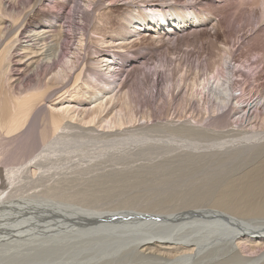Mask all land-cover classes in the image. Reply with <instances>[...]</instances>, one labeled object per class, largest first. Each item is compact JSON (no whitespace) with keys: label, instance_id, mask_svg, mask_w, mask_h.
Segmentation results:
<instances>
[{"label":"bare ground","instance_id":"6f19581e","mask_svg":"<svg viewBox=\"0 0 264 264\" xmlns=\"http://www.w3.org/2000/svg\"><path fill=\"white\" fill-rule=\"evenodd\" d=\"M43 2L51 4V7L48 5L49 8H44L42 5L35 8L34 6H36V4L34 3L35 5H32L34 9L31 7L32 9L30 12L28 11V14V12L23 13L17 10L19 7L15 8L16 0H0V137L3 136L5 138L18 134L25 127L30 126V124L36 121L35 118L38 116L39 110L41 111V109H43L42 105L47 102L48 105L45 106L47 111L45 110L46 108H44L43 111L45 110V114L43 113V117L42 114L39 116L42 117L44 121V127L40 129L41 139L39 138L43 140V142L55 135V132L59 129L67 127H79L85 129L87 132L93 130L98 135L102 134L103 138V134L105 135L107 132L113 130L119 131L120 128H126L127 124L136 123V121L141 119L147 124L153 116L152 107H150L151 98L154 95L153 93H157V91H159L160 94L159 107H170L172 104H176L178 108L185 112L187 105L189 106V102L194 99L196 102H201V106L211 113L218 111L222 107L233 110L235 114L239 111H245V114L242 115V117L245 118L248 117V112L251 108L257 110V112H261L260 116L258 114V118H260V125L258 128L243 133L237 128H233L231 129L233 132L234 130L239 131L238 134L241 135L240 139H230L226 141L240 143L241 140H248V143L246 142L245 144L244 141V144L240 143L241 145L236 144L230 147V142L229 146L226 142H221V147L219 144L217 145L218 148H216V150H219L220 147V150H222L223 144L226 143L224 147L228 148H224L221 154L233 151L234 156L237 158L241 153V155L245 156H241L243 158L242 162L246 159V162L249 161L248 164L251 159H254L257 165L250 172H245L243 176L238 178L242 179V181L236 182L234 179H231L225 185L224 182L222 185L218 184L220 187L214 190L211 185L205 190L201 189V191H195L191 186L194 191L188 193H185V191L180 188H176L175 185L163 187L164 184H162L160 188H155L147 200L154 211L152 214L146 215L145 217L146 220L143 224H147V227L143 226V224H139L134 229L130 225L126 231L123 228L113 229V224H106L105 227H109L107 229L109 230L107 235H96L94 239L97 240V243L95 244L93 240L92 244L88 243L86 237L82 238L81 236L85 245L82 249L86 251L87 249H92V252L85 253L82 259H77L76 263L70 261V264H83V258L87 257L90 253L89 259L85 264H130L129 262L133 258L134 261L136 259L137 263L138 261L141 263V261L145 262L147 260L153 262V264H264V96L260 97L259 100L255 101L253 104H251L252 102L246 104L249 100L239 102L237 100L238 96L232 97L234 96L233 92L237 90L234 88V85L237 84L234 77L242 76V73H244L243 70L250 68L253 63H256V59L254 62H250L246 56L245 60L238 64L235 63L236 60L234 61L233 55L237 50V48L235 50L234 47L236 45L235 40L238 37L232 39L233 35L230 32V30L234 31L235 26V24L232 25L231 23H234L235 18L239 16L241 11L243 12L245 6H250L247 15L242 13V16L238 20L237 27H240L239 23L242 20L250 22L252 19H255V23L259 25L254 33L250 34L248 39L245 40L244 38V44L242 41L241 45L243 44L242 46L245 47L250 44L252 47H250L249 52L252 51L255 58L258 56L257 63L263 64L264 37L262 38L261 36L263 34L259 35V33L264 29V0H81V2H83L82 6L86 8L84 15L80 17L81 21L84 22V16H87L89 12H92V14L93 12L97 13L93 16L96 21L89 30L92 36L90 35L89 38L87 37L90 40L94 39L96 45H94L92 49L90 45L86 48L88 45L86 43V33L88 31L83 26L80 28L79 36H76V44L73 50L69 46L70 41L72 40L73 42L75 40L73 39V30L70 32V25L64 24V19L68 17V14L65 13V9L71 0H43ZM46 3L44 4L46 5ZM104 4L105 6L103 8L105 9H111L110 7L120 4L124 5L121 13L116 15L115 22L111 16H108L109 14H106L105 9H100L101 5L103 6ZM226 5L236 6L234 11L232 13L230 12L232 15L229 14V16H227ZM215 17H219L218 21L212 23L210 26V22H212V19ZM102 23L103 25H101ZM100 26L103 28H100ZM143 29L146 30L141 32ZM103 30H109L110 32L105 34ZM147 30H152L154 34L147 33ZM220 30L222 31V36L219 33ZM99 32L101 34H98ZM145 32L146 34L142 35V33ZM149 39L151 43H146L145 41ZM97 44H99V46ZM180 44L185 47L183 51L181 49L180 53L178 52L177 55L170 51L169 47L172 50L176 48L177 45L180 46ZM239 46L240 44L237 47ZM164 47L165 49L163 51H165V54H162L160 50ZM157 51L161 53L159 58L154 61L153 55ZM82 54L84 56L92 54L90 59L94 60V58H96V60L92 63H84V60L82 63H79ZM192 54L195 56V60L190 62L188 61V57L192 56ZM172 56H174V58ZM151 59L153 62L148 64L147 61ZM87 64L92 65V68H90L89 65L87 66ZM246 64L247 66H245ZM260 70H262V68ZM258 73L260 72L256 74ZM130 76L132 79L129 82ZM31 77H34L33 82L31 85H28L27 81H29ZM259 86L261 93H264V82L260 83ZM84 88L85 93L89 96H85L82 92ZM178 95H181L179 100L174 102ZM88 98H93V101H88ZM234 100L238 103L237 105H234ZM239 104L242 105L238 106ZM185 115H183L184 118H186ZM189 119H184L189 123L188 126L191 122ZM241 119L240 117L239 120ZM37 121H39V119ZM76 121L88 125L80 126L78 124L76 125V123L72 124ZM176 121L177 122H173L171 120L170 123H173L175 126L179 120ZM94 122L98 123L100 129L91 128ZM168 122L165 123L170 125ZM180 123L177 124V127H180ZM162 124L164 123L162 122L161 126ZM190 126L189 128L191 129ZM144 128H147L146 125ZM180 129L181 128H179V130ZM83 131L84 130H82V132ZM171 131L173 130L171 129ZM142 136L144 135L142 134ZM54 137L52 138L54 139ZM4 138L0 139V143L3 141V145ZM173 142L174 145L177 143L176 141ZM167 145L169 146L170 144L168 143L164 146L167 147ZM188 146L191 145L189 144L187 147ZM19 147L20 146H18V148ZM27 147L24 145L22 147L21 145L19 149L21 150ZM43 147H45V149L49 147V150L52 148L49 145ZM193 148L196 149L197 147L195 146ZM200 148L198 146V149ZM168 149L169 148H165L164 150L166 151ZM195 149L193 150L195 151ZM204 149L206 150V148ZM218 150L217 153L219 154L220 150ZM6 151L8 152V150ZM6 151L4 150V152ZM181 151L183 150L181 149ZM168 152H165V154ZM172 152L176 151L172 150ZM196 152L199 153V150H196ZM207 152L205 154H207ZM194 153H190V156L194 155L197 158V156L203 157L204 155L203 152H200V154ZM215 153L213 151L209 153L208 156L216 155L217 153ZM168 154L170 155V152ZM173 154L175 153H172V155ZM17 156L19 157L20 155ZM158 157L159 156H157V158ZM164 157L161 156V158ZM175 157L176 156H174V159L178 160ZM104 158H106V156H104ZM15 159H17V157H15ZM227 159L234 160V158ZM37 161L38 160H36V162ZM87 161H90V159ZM165 161L169 163V160ZM170 161L176 163V161L172 159ZM32 162H34V160ZM36 162L34 163L38 166L39 161ZM25 163L30 162L27 161ZM156 164H158V162ZM253 164L250 166H253ZM160 165L159 163V166ZM22 166L14 169L13 167L6 169L4 175L1 168L0 188H6L7 183H5V181H9L10 184L7 186L10 185L11 187V185H14L17 181L23 180L27 175L25 174L24 176L23 174L24 177L20 178V175H22L21 173H23L22 169L24 168V173L27 172L24 166L21 168ZM157 166L158 165L154 168ZM28 167L30 168L29 165ZM176 169L178 170V168ZM182 173L184 172L182 171ZM248 174H258V176L263 177V180H250L251 178L243 179V177ZM87 175L88 174H86V176ZM26 179L29 181L28 177ZM30 181L32 182L31 179ZM38 181H40V179ZM215 183L214 179V184ZM17 185L19 184L17 183ZM188 185L189 184H187V186ZM1 191L2 188L0 192ZM4 193L6 192L4 191ZM4 193L2 194L4 195ZM22 195L24 196V193ZM10 204H0V209H2L0 211V264H9L6 260L10 255H16V247L21 245L20 241H24L25 239L26 242H29V240H26V236L29 235L28 237H30V233H35L33 231H28L29 228L42 227L35 218L23 220L25 216L24 212L29 209L18 210L20 208L18 203L15 205L16 207ZM17 206L19 208H17ZM17 211L21 212L18 213ZM21 213L24 215H21ZM58 213V215L61 214V212ZM70 215L71 214H69V216ZM55 217L57 218L58 216ZM59 218L62 220L63 217ZM59 218H57V220ZM67 218L68 217L64 218L65 221H69ZM41 219L43 218L41 217ZM47 219H49V223ZM47 219V224L52 227L53 224L51 225V222H55L56 219ZM123 221L124 219H122V222L117 220V224L123 225ZM44 222L41 225L48 227ZM23 224H27L28 228L22 229L21 226ZM54 226L53 227L56 228L57 225L55 224ZM68 226H70V224H68ZM68 226L63 228L67 230ZM58 227L57 230L59 229ZM49 228L50 227H48V229ZM53 231L54 230H52V232ZM39 233L42 235V229ZM58 234L59 235L54 234L58 238L57 241L66 240L65 243H68L71 240V237L69 236L70 238L68 239V236L63 232H61L62 235H60L59 232ZM113 234L115 237H113L111 241L108 237ZM22 236L25 237L21 238ZM51 237L53 239L54 236L51 235ZM31 239L32 238H30V243H32ZM32 241L34 243L35 240ZM47 241L49 242V240ZM70 254L69 260L70 258H76L75 254ZM24 255L26 256L29 254ZM54 259L56 260V258ZM12 260L21 259L16 258ZM30 260L32 261L29 264H35V259L31 257ZM67 260H65L66 264L69 263ZM132 263L134 264L133 260Z\"/></svg>","mask_w":264,"mask_h":264},{"label":"rangeland","instance_id":"374dc122","mask_svg":"<svg viewBox=\"0 0 264 264\" xmlns=\"http://www.w3.org/2000/svg\"><path fill=\"white\" fill-rule=\"evenodd\" d=\"M39 1L40 0H37V1L36 0H16V6H17V4H18V6L17 7L15 6V8L19 7L17 10H20L23 13H26L28 11L30 12L32 9L31 7H33L35 4H36V6H34L35 8H37L38 6H42V5L44 6V8L48 7V5H49V7H51L50 6L51 4L43 2V0L40 2ZM44 3H46V5ZM82 4H83V2H81V0H71V2L68 3V5L65 9V13L68 14V17H66L64 19V24L70 25L69 30H70V32H71V30H73V33H74L73 39H75V40L73 42L71 40L69 43V46L72 48V50L75 47L76 39L79 36L80 28H82L84 26L87 29L88 32L86 33V38L87 37L89 38L90 35L92 36V34L89 33L90 32L89 30L92 28V26L94 25V23L96 21L95 18H93V16H95L97 13L95 12L96 13L95 14L93 12V14H92V12H89V11H88L89 12L88 15L84 16V22L80 20V17L84 15L85 10H86V8H84L82 6ZM105 4L103 6L101 5L100 9H102V10L105 9V8H103L105 6ZM94 6H95V4H94ZM227 6L228 5H226V13H227V16H229V14H231L234 11V8L236 6H234V5L230 6L229 5L230 7L228 6V8H227ZM34 7H33V9H34ZM21 8H22V10H21ZM110 8L113 11L111 9L107 8V9H105L106 14L107 15L109 14L108 16H111V18L115 22L116 15L121 13V11L124 8V5L120 4L117 6H112ZM108 9L110 10V12ZM249 10H250V6H245L243 12L241 11L239 16H237V18H235L234 23H231L232 25L235 24L234 31L230 30V32L233 35L232 39L238 37V38H236L237 41L235 40L236 45H235L234 49L236 50V48H237V50L234 52L233 59H234V61L236 60L235 63L238 64L241 61L245 60L246 59L245 57L247 56V58L250 60V62H254L256 59V63H253V65L250 68L244 69L243 70L244 73H242V76H236L235 75L236 77H234V79H236L237 84L234 85V88L237 90H235L233 92L234 96H232V97L238 96L237 100L239 102L249 100L247 103L246 102H244V103L250 104L252 102L251 104H253L255 101H258L260 97L264 96V93H261L260 86H259L260 83L264 82V63L263 64L257 63L258 56H256V58H255L252 51L249 52L250 47H252L250 44L248 46H245V47L242 46L244 44V41H243L244 38H245V40L248 39L250 34L254 33V31L258 28V25H259V24L255 23V21H256L255 19H254L255 21L252 19L250 22L249 21L246 22L245 20L244 21L242 20L239 23L240 27H237L238 26L237 25L238 20L242 16V13L247 15ZM29 12H28V14H29ZM107 12H109V13H107ZM111 12H113V13H111ZM218 19H219V17L213 18L212 22H210V26L212 25V23L217 22ZM252 21H253V23H252ZM79 24H80V26H79ZM101 25H103V23ZM100 28H103V27L100 26ZM145 30L146 29H143V30H141V32H144ZM263 31H264V29H263ZM263 31L259 33V35L263 34L261 36L262 38L264 37ZM109 32H110L109 30L104 31L105 34H107ZM147 33L154 34V32H152V30H147ZM219 33L221 35L222 31L220 30ZM98 34H101V33L99 32ZM144 34H146V32L142 33V35H144ZM108 35H110V34H108ZM88 38L86 40V43L88 44L86 48H88V46L90 45V47L92 49V48H94L93 46L96 45V43H95L94 39L90 40ZM124 41H125V39H124ZM242 41H243V44L241 45ZM145 42L151 43L150 39L148 41H145ZM239 44H240V46L237 47ZM97 45L99 46V44H97ZM178 45L176 46V48H173L172 50L169 47L170 51H172L175 55H177L178 52L180 53L181 49L183 51L185 48L184 45L183 46H181V44H180V46H178ZM165 47L162 48V50H160V51H162V54H165V51H163L165 49ZM160 51L155 52V54L153 55L154 61H156L159 58V55L161 53ZM85 52H86V50H85ZM91 56H92V54L91 55L88 54V56H84L82 54V58H81V61H79V63H82L83 60H84V63H86V62L92 63L94 60H96V58H94V60H91L90 59ZM172 57L174 58V56H172ZM100 59H101V57H100ZM153 60L152 59L148 60L147 61L148 64L153 62ZM194 60H195V56L193 54H192V56L188 57V61L191 62ZM250 62H248V63H250ZM88 65L90 66V68H92V65L87 64V66ZM245 66H247V64ZM261 68H262V70H260ZM257 72H260V73L256 74ZM131 76L129 77V82L132 79ZM33 78L34 77H31L30 80L27 81L28 85H31V83L33 82ZM82 92L85 94V96H89L85 93V88L82 90ZM82 92H81V94H82ZM153 94L154 95L151 98L152 101L150 104V107H152L151 109L153 112V116L151 117L150 121H148L147 124L141 119L139 121H136V123L127 124V126L125 125L126 128H123V129L120 128L119 131L113 130L111 132H107L105 135L103 134V138H102V134L98 135L93 130H91V131L89 130L87 132L85 129H81L79 127L78 128L77 127H73V128L67 127V128L59 129L58 131H56L55 135L52 136V137L55 136L54 139L51 137L50 139L48 138L49 140L47 139L45 142H43V140H40L41 139L40 138V129H42L44 127L43 126L44 121H43L42 117L45 114V110L47 111V108L45 107L46 105H48L47 102H46V104L42 105L43 109L44 108H46V109L44 111H43V109H41V111L39 110V114H37L38 116L36 118H38L40 116V114H42V117L38 118L39 121H37L38 119L35 118L36 121H34V123H32V124L29 123L30 126L25 127L18 134L11 135L12 137L11 136L5 137V138L3 136L0 137V139L4 138V145H3V141H2L3 139L1 140L2 142L0 143L1 144L0 145V154H1L0 159L3 160V161L0 160V169L2 168L1 171L3 172V175L5 174L6 169H9L12 167L14 169V168H19L20 166H22L23 160H25V161H23V166L25 167V170L27 172V173H24V168L22 166L21 168H23L22 169L23 173H21L22 175H20V178L21 177L23 178L25 176V174L27 176H25V178L23 180L20 179L21 181H17V183L19 185H17V183H15L14 185H17L15 187H13L14 186L13 184L11 185V187H10V185L7 186L10 183H9V181H5V183H7L6 188H8V189H6L5 187H1L2 188L1 192L4 193V191H5L7 194L4 193V195H3L0 192L1 193L0 194V196H1L0 197V204L4 205V204H8V203L10 204L11 203L10 205L16 207L15 205L18 203V206L20 207L19 208L17 206V208H19L18 210L29 209L28 211L24 212L25 216H24L23 220L35 218V220H37V222L39 221L40 226L44 227L45 225H41V224H43V222L45 221L44 224H46V225H48V227H50L49 229L47 226H46L47 229H46V227H44L45 230L42 227H31V228H29L28 231H33L35 233L34 234L30 233L31 234L30 237H28L29 235L26 236V240H29V242L28 241L26 242L25 239H24V241H20L21 245L16 247V250H17L16 255H14V256L10 255L11 257L9 256L6 260L9 262V264H25V262H26V264H29L32 261V260H30L31 257H32V259H35V264H46V263L47 264L48 263H50V264H56V263L57 264H59V263L60 264H66L65 260H67V259H68L67 261H69L68 264H70L71 262L76 263L77 259H82L83 255L85 253L87 254L89 252H92V249L91 250L87 249V251L82 249L83 246H85L84 242L82 240L83 237H86L88 243L92 244V240H93V243L95 244V243H97V240L94 239V237L96 235H99V234L101 236L107 235V233L109 231L107 229L109 227H107V226L105 227L106 224H113V226H114L113 229L123 228L127 231V228L130 225L135 229L137 225L145 223L146 215L152 214L154 212L152 210L151 206L149 205V202H147V200H148L149 196L153 193L155 188H158V187L160 188V186L162 184H164L163 187L175 185L176 188H180L181 190L185 191V193L192 192L194 190L195 191H201V189L205 190L210 185L212 186V189L214 190L217 187H220L219 185H222L223 182L225 185L231 179H234L236 182L242 181V179H238V178L243 176V174L245 172L246 173L250 172L257 165V163L254 162V159H251L249 164H248L249 161L247 160L248 162H246V159H244V161L242 162L243 158L241 156H243V155H241V153H240V156H238L236 158L234 156L233 151L230 153H223V154H221L222 153L221 151L224 148H228V147H224V146H226V143L228 146L231 143L230 147L234 146L236 144L237 145H241L242 143L244 144L245 140H241V142H240L241 144L237 143L235 141L233 143L230 141H229L230 143L226 142V141L230 140V139L231 140H239L241 137V135L238 134L239 131H241V133H243V132H249L251 130H255L256 128H258V126L260 125L259 124L260 118H258V114L260 116L261 112H259V111L257 112V110L251 108L248 112V117L245 118V117H242V115L245 114V111H239L240 113L236 112V114H235V113H233L234 112L233 110H231V109L228 110L227 107H222L218 111L211 113L208 110H205L204 107L201 106V102H196L194 99L189 102V106L187 105L186 110L184 112L183 110L178 108V106L176 104H172V106H170V107H159L158 106L160 103L159 91H157V93H153ZM180 96L178 95L175 98L174 102L178 101ZM88 101H93V98H88ZM233 103H234V105L238 104L235 102V100ZM240 105H242V104H239L238 106H240ZM167 110H169V111H167ZM183 115H185L186 118H184ZM240 117L242 118L241 120H239ZM184 119H186V120L189 119L192 122V123L190 122L191 126L189 125L191 127V129L188 126L189 123H187ZM171 120L173 122H177L176 120H179L178 123L183 122V121L184 122L179 124L180 127L179 126L177 127L178 123H176L174 126L173 123L172 124L170 123ZM42 121H43V123H42ZM156 122L157 123L159 122V123L157 124ZM162 122L164 124H162V126H161ZM165 122L166 123L168 122L170 125L166 124ZM75 123H76V125L78 124L80 126L81 125L82 126L88 125V124H81L77 121L72 123V124H75ZM154 124H155V126H154ZM237 124H238V126H237ZM145 125L147 128H144ZM152 126H154V127H152ZM169 127L174 132L171 131V129ZM182 127H183V129H182ZM192 127H195L197 129L192 128ZM91 128L92 129L93 128L94 129H100V127H98V123H96V122H94L91 125ZM179 128H181V129L179 130ZM233 128L234 129L237 128L239 131L234 130V132H233L231 130ZM193 129H195V130H193ZM247 129H249V130H247ZM71 130H72V132H71ZM82 130H84L85 132L83 131L84 132L83 133ZM153 130H155V131H153ZM56 134H58V135H56ZM142 134L144 136H142ZM174 134H175V136H174ZM132 135H135L136 138H135V136H132ZM182 135H184V136H182ZM247 135H250V134H247ZM252 135H255V134H252ZM13 136H14V138H13ZM15 136H16V138H15ZM56 136H57V138H56ZM97 136L100 138H98ZM236 136H238V137H236ZM77 137H79V138H77ZM242 137H247V136H242ZM183 138L184 139L186 138V139L184 140ZM27 139H28V141H27ZM62 139L65 141H63ZM173 141H176L177 143L175 142L176 144L174 145ZM27 142H29V143H27ZM86 142L90 146H88ZM164 142H166V143H164ZM178 142L180 145L178 144ZM221 142L222 143L226 142L225 144H223V149L221 148L222 150H220V147L222 145V144H220ZM246 142L248 143V140L245 141V144H246ZM41 143L42 144L44 143V144L42 145ZM146 143H147V145H146ZM168 143L170 145L169 146L167 145V147H165L166 144H168ZM207 143L210 145V147ZM214 143H216V144H214ZM26 144L28 147L26 146ZM177 144H178V146H177ZM189 144L191 145V146H188L190 148H193L195 146L197 147L196 149L193 148V149H195V151L193 149H190L187 147V145H189ZM212 144H213V147H212ZM8 145H10V146H8ZM21 145H22V147L24 145L27 148H22L20 150L19 148H21ZM48 145L52 147V148H50V150L52 149L51 151L49 150V147L48 148L46 147V149H45V147H43V146H48ZM78 145L84 146V147H80ZM217 145L220 146L219 147V150H220L219 154L217 153L218 149L216 150V148H218ZM18 146H20V147L18 148ZM31 146H32V148H31ZM198 146H199V148L201 146V148H200L201 151H200V149H198ZM202 146L204 148H206V150L209 153H212L214 151V153L216 152L217 154L215 153L216 155H212L209 157L208 156L209 153ZM101 147H103V148H101ZM185 147H187V148H185ZM2 148H4V149H2ZM109 148H110V150H109ZM152 148L154 151L152 150ZM165 148L166 149L169 148V149L165 151L164 150ZM181 149L183 151H181ZM187 149H188V151L190 149V151L188 152ZM210 149H212L213 151ZM4 150L5 151L8 150V152L7 151L4 152ZM45 150L48 151V154H47V151H45ZM172 150L176 151V152H172ZM196 150L197 151L199 150V153L196 152ZM103 151H104V153H103ZM144 151H145V153H144ZM163 151H164V153H163ZM168 151L170 152V155L168 154L169 153ZM13 152H14V154H13ZM165 152H168V153H166L168 155H166ZM194 152H196L197 154H200V152H203L204 155H203V157L197 156V158L194 155L190 156ZM206 152H207V154H205ZM15 153L16 154L18 153L17 155H20V156L18 157ZM89 153H91V154H89ZM172 153H175L173 155L176 156L175 158H177L178 160L174 159V156L172 155ZM196 153H194V154H196ZM203 153H201V154H203ZM2 154H3V156H2ZM155 154H156V156H155ZM162 154H164V155H162ZM114 155H115V157H114ZM178 155H179V158H178ZM220 155H222V156H220ZM39 156H40V158L41 157L42 158L40 159ZM48 156H50V157H48ZM104 156H106V158H104ZM157 156H159V157L157 158ZM161 156L162 157L165 156L164 157L165 159L161 158ZM12 157L14 159H15V157H17V159H15L16 161ZM58 157H59V159H58ZM72 157H73V159H72ZM169 157L173 161H176V163L175 162L173 163L172 161H170L171 159ZM180 157H181V159H180ZM204 157H206V158H204ZM243 157H245V156H243ZM5 158H6V160L4 161ZM33 158H35V159H33ZM68 158H70V159H68ZM122 158H124V159H122ZM227 158H234V160L233 159L228 160ZM240 158H241V160H240ZM89 159H90V161H87ZM20 160H22V161H20ZM33 160H34V162H36V160L39 161V162L37 161L38 166L34 162H32ZM62 160L64 163L62 162ZM85 160H86V162H85ZM165 160H167V161L169 160L168 161L169 163H167ZM183 160L184 161L186 160V161L184 162ZM27 161L30 163H25ZM82 161H83V163H82ZM160 161H162V162H160ZM179 161H180V164H179ZM181 161H182V163H181ZM12 162L15 164H13ZM157 162H158V164H156ZM10 163H12V164H10ZM159 163L161 165H164V166L160 165L162 167L161 168L159 166ZM1 164L2 165L4 164V165L2 166ZM27 164L30 166V168L28 167ZM42 164H43V166H42ZM169 164H171V165H169ZM252 164H253V166H250ZM32 165H33V167H32ZM39 165H40V167H39ZM83 165L86 168H84ZM156 165L159 166V167L157 166L159 169L157 167L154 168ZM66 166H68L69 168ZM89 166H90V168H89ZM149 166H151V167H149ZM165 166H167V167H165ZM172 166H174V167H172ZM202 166H203V168L204 167L205 168L203 169ZM237 166H238V168H237ZM50 167L52 168V170ZM63 167L64 168L66 167L65 170ZM71 167H73L74 169ZM163 167H165V168H163ZM176 168H178V170ZM27 169H28V171H27ZM182 171L184 173H182ZM23 174H24V176H23ZM86 174H88V175L86 176ZM90 174H92V175H90ZM93 174H95V175H93ZM229 174H231V175H229ZM28 175H30V176H28ZM212 176H214V177H212ZM230 176H231V178H230ZM27 177H28L29 181L31 179L32 182L31 181L29 182L26 179ZM40 177H42V178H40ZM34 178H35V180H34ZM247 178H251L250 180H252V179H255L258 181L263 180V177L258 176V174H248L245 177H243V179H247ZM39 179H40V181H38ZM214 179L216 182L215 184H217V185L214 184ZM217 179H219V180H217ZM21 182H22V184H21ZM31 183H34V184H31ZM187 184H189V185L187 186ZM155 185H156V187H155ZM20 186H21V188H20ZM42 186H44V187H42ZM191 186L194 188V190H192ZM9 187H10V189H9ZM1 188H0V190H1ZM3 189H4V191H3ZM14 191H15V193H14ZM23 193H24V196L22 195ZM13 209H16V208H13ZM1 210L2 209H0V211ZM17 212L20 213L21 211H17ZM58 212H61V214L58 215L59 214ZM24 214L21 213V215H24ZM69 214H71L73 217L71 215L69 216ZM44 216H45V219H44ZM55 216H58L57 218H59V217H61V218L63 217V218H62V220L59 218L58 219L59 221H58ZM41 217L43 219H41ZM65 217H68L67 219L69 221L66 220L67 221L66 222L64 219ZM47 218H51L53 220L56 219L55 222L51 220L52 222H54V223L51 222V225L53 224L52 227L56 224L57 225L56 228H54L55 226L52 228L51 226H49V224H47V221H46ZM122 219H124L123 225L117 224V220L122 222ZM47 220L49 223L50 222L49 219H47ZM63 221H65V222H63ZM58 222H61L62 224L58 223ZM68 224H70V226L72 228L70 226H68ZM59 225L61 226V228ZM65 226H68L67 230L64 229ZM73 226H74V228H73ZM143 226L147 227L148 225L143 224ZM57 227L59 228L58 230H60V231L57 230ZM21 228L27 229L28 228L27 224H23L21 226ZM41 229H42V235L39 233ZM37 230H39V231H37ZM52 230H54V231L52 232ZM55 230H57V231H55ZM43 231H44V233H43ZM36 232H38L40 235ZM58 232L60 233V235H62L61 232L66 234L68 236L67 237L68 239L71 237V240L68 242L69 244L65 243L66 240L57 241L58 238L55 235H59ZM35 235H37V236H35ZM51 235L54 236L53 239H52ZM81 236H82V238H81ZM24 237L22 236L21 238H24ZM113 237H115L114 234L111 235L110 237H108V239L112 241ZM30 238H32L31 239L32 243H30ZM54 239H56V240H54ZM32 240H35L34 243ZM47 240H49V242ZM62 243H64V244H62ZM52 248H54V249H52ZM70 250H71V252H70ZM67 251L75 254L76 258H70V260H69V257L71 254ZM32 252H33V254H32ZM24 254H29V255L25 256ZM90 254H88L87 257L83 258V264H85V262H87ZM16 258H19L21 260H15V261L12 260V259H16ZM52 258H53V260H52ZM54 258H56V260ZM39 260H40V262H39ZM132 260H133L134 264L137 263L136 259H135V261H134V258ZM132 260H130V262H129L130 264H133ZM44 262H46V263H44ZM143 262L141 261L142 264H144V263H146V264L152 263L153 264V262H149L147 260L144 263ZM138 263H140V261H138Z\"/></svg>","mask_w":264,"mask_h":264}]
</instances>
